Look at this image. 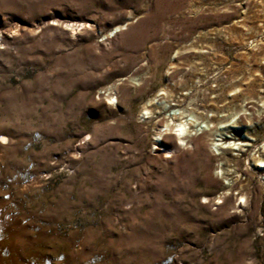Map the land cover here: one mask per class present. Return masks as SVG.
<instances>
[{
	"label": "rangeland",
	"instance_id": "obj_1",
	"mask_svg": "<svg viewBox=\"0 0 264 264\" xmlns=\"http://www.w3.org/2000/svg\"><path fill=\"white\" fill-rule=\"evenodd\" d=\"M262 152L264 0H0V264H264Z\"/></svg>",
	"mask_w": 264,
	"mask_h": 264
},
{
	"label": "bare ground",
	"instance_id": "obj_2",
	"mask_svg": "<svg viewBox=\"0 0 264 264\" xmlns=\"http://www.w3.org/2000/svg\"><path fill=\"white\" fill-rule=\"evenodd\" d=\"M176 126H178V128L176 129V131H177V138L179 139L180 138V135L182 134V132L184 131V128H183V126H184V124H182V123H177L176 124ZM161 135V132L159 131L158 133H157V138L158 139H160V136ZM178 141H181L180 139L178 140ZM167 156V155H166ZM257 161H258V163H257V165L258 166H260V164L264 161V152H262L261 154H260V156H259V158L257 159ZM232 185H233V181H231L230 183H228L227 184V186H225V191H223V192H221L219 195H218V202H223L225 199H226V197H227V195L229 194V192H228V190L232 187ZM243 197H244V194L241 192H239V204L242 202V201H245V199H243Z\"/></svg>",
	"mask_w": 264,
	"mask_h": 264
}]
</instances>
